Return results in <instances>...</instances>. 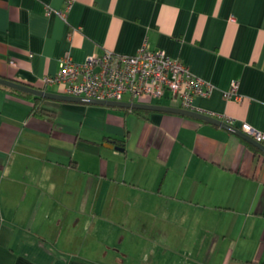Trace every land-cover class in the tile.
Instances as JSON below:
<instances>
[{
    "label": "crops",
    "instance_id": "obj_1",
    "mask_svg": "<svg viewBox=\"0 0 264 264\" xmlns=\"http://www.w3.org/2000/svg\"><path fill=\"white\" fill-rule=\"evenodd\" d=\"M144 41L212 85L194 106L264 132V0H0V76L55 94L42 78L64 53L131 54ZM232 82L238 98L224 96ZM10 88L0 84V264H264L256 146L163 110L44 97L53 114L40 116Z\"/></svg>",
    "mask_w": 264,
    "mask_h": 264
},
{
    "label": "built area",
    "instance_id": "obj_2",
    "mask_svg": "<svg viewBox=\"0 0 264 264\" xmlns=\"http://www.w3.org/2000/svg\"><path fill=\"white\" fill-rule=\"evenodd\" d=\"M60 15L63 12L58 11ZM46 84H59L63 93L98 100H122L140 96L175 99L185 109L204 113L193 105L194 96L209 95L212 85L195 74L179 59L171 58L163 50L151 49L147 41L131 54L116 53L104 49L101 53L87 55L75 61L69 53L61 57V67L54 75H45ZM225 97H236V83H231ZM212 116V113H206ZM223 119V118H222ZM223 121L233 125V119ZM240 130L260 143H264V132L247 122H241Z\"/></svg>",
    "mask_w": 264,
    "mask_h": 264
},
{
    "label": "water",
    "instance_id": "obj_3",
    "mask_svg": "<svg viewBox=\"0 0 264 264\" xmlns=\"http://www.w3.org/2000/svg\"><path fill=\"white\" fill-rule=\"evenodd\" d=\"M0 84H3L5 86L32 94L36 96H42L45 98L50 99H60V100H68V101H81V102H87V103H96V104H105V105H115V106H121V107H133V108H142V109H154V110H163V111H170L175 113H180L184 115H189L192 117H196L201 120L209 121L211 123H215L218 125H221L222 127L229 129L230 131H233L235 134L242 137L244 140L248 141L249 143L256 146L260 151L264 152V143H260L253 139L250 135L245 133L244 131L240 130L238 127L231 125L223 120L214 118L210 115H206L205 113H200L194 110H189L181 107H174V106H166V105H158V104H152V103H140L136 101H124V100H98V99H92L87 98L83 96H71L67 94H55L49 91H45L40 88H36L27 84L19 83L11 79L3 78L0 76ZM115 148L120 149L121 147L115 146Z\"/></svg>",
    "mask_w": 264,
    "mask_h": 264
},
{
    "label": "trees",
    "instance_id": "obj_4",
    "mask_svg": "<svg viewBox=\"0 0 264 264\" xmlns=\"http://www.w3.org/2000/svg\"><path fill=\"white\" fill-rule=\"evenodd\" d=\"M10 90L13 91V92L25 95L24 92H22V91H19V90L16 91V90H14L12 88H10ZM44 99L45 98L42 97V96L33 95V103H32V106H31V110H32V112L34 114L40 115V116H43V115L50 116V115L53 114V110L47 108L44 105V103H43Z\"/></svg>",
    "mask_w": 264,
    "mask_h": 264
},
{
    "label": "rangeland",
    "instance_id": "obj_5",
    "mask_svg": "<svg viewBox=\"0 0 264 264\" xmlns=\"http://www.w3.org/2000/svg\"><path fill=\"white\" fill-rule=\"evenodd\" d=\"M125 98H127V95L124 96ZM164 101V100H163Z\"/></svg>",
    "mask_w": 264,
    "mask_h": 264
}]
</instances>
